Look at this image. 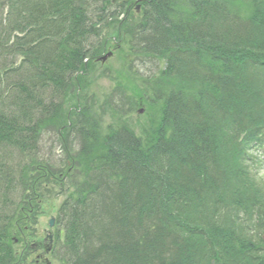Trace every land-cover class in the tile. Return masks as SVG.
Masks as SVG:
<instances>
[{"label":"trees","instance_id":"obj_1","mask_svg":"<svg viewBox=\"0 0 264 264\" xmlns=\"http://www.w3.org/2000/svg\"><path fill=\"white\" fill-rule=\"evenodd\" d=\"M135 1L2 0L0 25L15 30L5 50L24 54L5 70L31 81L0 107V151L28 154L44 126L80 138L72 159L88 180L63 202L72 213L62 264H264V0H143L139 13ZM104 22L116 23L115 36L101 37ZM113 38L122 72L139 55L164 60L144 80L152 114L139 133L125 123L102 129L84 102L62 109ZM11 161L0 159L8 193L20 188V211L33 209L43 169L47 181L54 168ZM6 192L0 181V209ZM32 216L0 213V264H26L10 237L29 239Z\"/></svg>","mask_w":264,"mask_h":264},{"label":"rangeland","instance_id":"obj_2","mask_svg":"<svg viewBox=\"0 0 264 264\" xmlns=\"http://www.w3.org/2000/svg\"><path fill=\"white\" fill-rule=\"evenodd\" d=\"M0 5L4 7L3 13L0 11V18H3L5 16V10L7 11V9L2 0H0ZM13 22L8 20V36L7 26L4 27L0 25V38H3V40L0 41V107L4 104L7 108L8 98L10 100L12 94L14 95L16 90H18L17 85L19 82L24 81L25 83H30L31 81V79L24 77V75H27L26 72H17V74L10 72V74H8V70H5L6 68H14L24 59V54L16 52V50L12 51V47L10 48L11 51L9 54L8 50H5V47L8 48V45L14 42L15 30L10 28ZM105 23L106 22L100 25L101 37L115 36L117 30L116 23L111 26ZM115 40L116 39L113 38L110 41L112 49L116 45V42H118ZM93 43L95 45L96 42ZM136 47H138V45H136ZM116 54L117 51L104 62H97V64H95L93 70L85 76L84 84L81 86L82 89L78 91L79 93L70 94L72 93L71 91L67 92L65 100H62L63 97H59L63 101L62 109L67 113V110L69 111V109H71L70 107L75 101L84 102L85 104L92 105L91 110L94 111H91V113L98 117L102 129H106L108 125L125 123L139 133L145 125H148L152 114L151 108L147 105L148 91L146 90L148 84L144 83V80L146 77L157 75L164 67V60L155 55H139L136 59H133L132 71L128 73L121 71L123 67L120 64V58H118ZM123 64L124 62L122 65ZM25 69L24 67L23 70ZM33 79H35V77H33ZM73 82H76V80L70 83ZM126 85H128L131 90H136V92L127 89ZM133 92L137 95L134 96ZM49 95V91L44 92V90H40L39 92V97L42 98L45 103L50 102ZM138 95L140 97L139 101ZM61 100H59V102ZM10 101H12V99ZM47 110L51 109L48 108ZM79 139L80 138H77L72 130L66 131L63 130L62 127L59 128L55 125L44 126L33 150H30L28 154L26 153L24 156H21L17 151L10 153V149L7 147L6 151H0V159L2 157L7 163L12 159L17 162L20 161V164H28L31 160L34 162L37 160L42 164L41 166L48 163L54 168V173L59 175L61 169H63L61 161L64 160L66 162V158L68 157L74 158L76 153L81 149V141ZM69 144L74 145V147L71 148ZM258 160H260L257 162L259 174L264 177V159L262 160V158H259ZM7 163L3 168H0V181L4 183V187L7 189L6 197H4L3 200L4 207L0 209V213L4 214V217L5 215L7 217H17L19 214L23 213V219L25 217L26 221H28V216L34 215L29 222H26V228L30 226L31 233L28 232L29 228L25 231L28 232V238L32 239L35 237V241L42 242L40 243V245H42L40 248H43L44 244L47 243L48 239L46 235L48 233H53L54 239L56 234L60 235V242L59 244L57 243V248L54 247L51 252H44L43 249H36L35 247L29 246L27 249H23L22 241L17 243V251L24 254L26 264H31L35 259L39 264H62L60 261L62 250L59 251L58 249L63 245L65 220L72 213L70 208L63 205V202L68 192H72L75 186L80 185L83 180H88L87 175H84L81 171L82 164L75 161L73 168L67 170H70L67 172L68 176H65L61 183L54 178L44 181L46 178L45 176L38 179L39 183L35 181L37 182V192L40 193V195L43 194L41 196V201L36 199V202H33V209L23 210L21 208L20 211V207L26 201L24 199L27 195L25 192H21L20 188L12 193H8ZM30 168V176L39 173L38 170L34 171L32 167ZM44 170L46 169H43V171ZM58 178L61 179V176L59 175ZM0 195L4 196L2 193H0ZM40 195L38 198H40ZM92 200L97 201L94 195ZM24 207L26 206L24 205ZM96 209V206H87L85 212L89 210L93 213ZM51 217L55 218V221L52 227H49V219ZM4 221L7 220L4 219ZM11 230L10 228V232ZM11 233L16 235L13 230ZM33 233L35 236H33ZM54 243L56 244V240Z\"/></svg>","mask_w":264,"mask_h":264},{"label":"water","instance_id":"obj_3","mask_svg":"<svg viewBox=\"0 0 264 264\" xmlns=\"http://www.w3.org/2000/svg\"><path fill=\"white\" fill-rule=\"evenodd\" d=\"M115 0H112V2H114ZM110 55V53H108L107 55H104L103 57H101L100 59L102 60V61H104L106 58H107V56H109ZM53 224V219H51L50 221H49V225L51 226Z\"/></svg>","mask_w":264,"mask_h":264}]
</instances>
